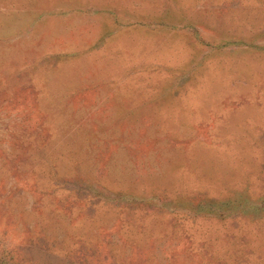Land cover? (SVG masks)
<instances>
[{
  "label": "rangeland",
  "instance_id": "374dc122",
  "mask_svg": "<svg viewBox=\"0 0 264 264\" xmlns=\"http://www.w3.org/2000/svg\"><path fill=\"white\" fill-rule=\"evenodd\" d=\"M0 264H264V0H0Z\"/></svg>",
  "mask_w": 264,
  "mask_h": 264
}]
</instances>
